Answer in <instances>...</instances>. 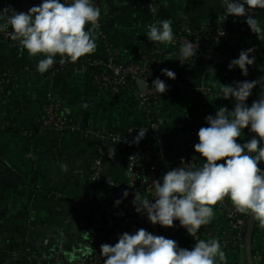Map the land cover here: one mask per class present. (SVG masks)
Here are the masks:
<instances>
[{
	"label": "crops",
	"instance_id": "0c3cea01",
	"mask_svg": "<svg viewBox=\"0 0 264 264\" xmlns=\"http://www.w3.org/2000/svg\"><path fill=\"white\" fill-rule=\"evenodd\" d=\"M40 2L0 0V9L11 5L17 12H27ZM99 2L100 28L107 32L110 45L128 60L137 49L157 48L158 43L150 42L145 35L147 25L155 20L168 18L173 21L174 31L198 34L223 15L219 0H168L167 8L163 0H153L152 6L158 8L155 15L141 7L140 0ZM256 18L264 26V10L256 12ZM229 39L240 48H264V41L251 33L243 17L230 19ZM96 43L95 53L85 57H105L99 35ZM178 55L177 44L164 45L163 63L156 70V77L169 86L162 116L171 150L186 149L194 141L199 128L206 126L205 117L220 109V100L214 99L219 85L236 78L235 69L229 70L227 62L210 67L201 59H193L181 66L176 60ZM40 58L29 56L12 41L0 37V70L10 81L8 92L0 97V264H24L23 250L28 239L42 260L58 253L68 261L73 253L81 257L75 262L84 260L93 252L92 213L96 200L102 198L110 206V244H115L123 232L148 230L141 221L121 214L123 200L114 206V201L122 198L118 192L92 178L99 136L109 129L123 133L143 127V115L133 103L108 91L93 87L86 92L84 77L78 72L40 74L36 69ZM162 68L173 70L176 79L162 75ZM259 92L257 86L249 104ZM49 101L59 106L66 119L63 130L42 124L43 108ZM241 139H247V134L242 132ZM129 142L114 143L117 152L130 154L134 143ZM260 167L264 168V163ZM107 172L122 184L128 181L126 165L120 157L108 164ZM206 226L214 231L226 228L225 211L215 207V218ZM168 238L177 240L182 248L194 245L182 227L171 229ZM220 241L229 264H245L244 254L234 242ZM254 249L256 264H264V229L254 239Z\"/></svg>",
	"mask_w": 264,
	"mask_h": 264
},
{
	"label": "clouds",
	"instance_id": "9594fccd",
	"mask_svg": "<svg viewBox=\"0 0 264 264\" xmlns=\"http://www.w3.org/2000/svg\"><path fill=\"white\" fill-rule=\"evenodd\" d=\"M163 6L168 7V0H163ZM219 6L227 18L243 17L251 33L264 41V26L256 18V12L264 10V0H219ZM148 8L153 15L157 14L158 8L151 3ZM100 18L101 11L93 0H41L27 12H17L11 5L0 9V33L11 31V38L19 42L21 51L31 57H42L36 69L44 74L57 63V57L61 65L75 64L81 57L95 53ZM172 24L168 18L155 20L147 25L145 35L150 42L174 45ZM224 35L225 32L220 36ZM198 48V41L186 39L176 60L183 66L195 58ZM255 51L252 47L240 50L238 58L231 59L227 68H238L247 77L249 66L256 61ZM161 73L176 79L173 70L162 68ZM151 86L158 95L169 88L159 77ZM257 86L260 87L257 99L249 104ZM214 99L228 100L233 107L221 106L215 114L205 117L206 126L199 128L198 142L193 145L198 155L192 161L197 163L185 167L186 161L181 158L179 166L167 170L162 179L153 180L154 199L136 193L132 201L135 212L153 226L182 227L195 240L194 245L182 248L177 240L139 228L119 234L115 244H101L99 254L103 264H229L219 239L199 238L202 226L213 221L216 205L223 206L225 198L231 201L235 212L250 216L264 229V168L260 167L264 163V75L252 81L221 83ZM83 107L87 108V104ZM147 131V127H140L129 143L138 145ZM242 132L247 139H241ZM107 152L109 158H114L116 148H108ZM133 158L137 156L129 160ZM61 167L67 170L66 165ZM128 195L125 191L123 198ZM123 198L115 200L114 206L118 207ZM80 258L71 254L69 264Z\"/></svg>",
	"mask_w": 264,
	"mask_h": 264
},
{
	"label": "built area",
	"instance_id": "2783aa9c",
	"mask_svg": "<svg viewBox=\"0 0 264 264\" xmlns=\"http://www.w3.org/2000/svg\"><path fill=\"white\" fill-rule=\"evenodd\" d=\"M100 0H93V3L96 7L100 8ZM146 0H140V6L144 7ZM146 4V3H145ZM101 20V18H100ZM229 25L230 21L227 18V14H223L222 18L218 21L209 22L205 28L198 34H186L177 32L175 44L180 48L181 44L188 39L189 41H198L199 48L194 59H201L207 66L215 67L225 62L229 63L231 59L238 58L239 52L242 49L235 47L229 48L226 46L225 42L229 37ZM224 36H220L224 34ZM5 39L12 41L15 46L20 47L19 42L11 38V31L7 34L0 33ZM98 35L102 42L104 48L105 57L100 59H87V62L91 65L105 66L108 70L107 73L100 76L95 75L94 79L97 84L100 86V89L107 90L111 94L118 96L119 98H124L129 102L133 103L143 115H148L150 117V123L144 124L143 127H147V135L153 134L156 141L159 143L158 150L159 155H155L151 150H141L135 149L130 154H119L116 150L114 158L124 159L126 165V171L128 176V181L126 184H122L113 178L108 172V164L114 159L108 157V148H115L116 142L130 140L133 136H136L139 128H129L123 133L113 132L110 129L107 132L102 133L100 137V144L97 147V156L94 163V170L92 172V178L98 184L111 187L123 198V193L127 191L129 195L126 198H123V204L120 205L119 210L122 215L129 218L136 219L141 221L149 232H152L155 235H160V231L163 227L159 225L153 226L150 222L147 221L146 217L137 214L134 210L132 201L135 197V194L141 196L142 198H147L152 200L155 198V186L153 180L162 179L163 175L167 170L177 167L180 165L181 158H184L186 161L183 166L187 167L196 161H192L195 155L193 145L198 142V137L194 139L192 144H188L186 149H170V144H162L161 135L159 134V129L164 124L162 116V107L164 102V94L159 95V100L153 102L152 99L158 94L155 93L151 83V73L152 71L146 65H139L131 63L128 66H123L118 63V60L122 59L123 54L113 48L108 40V35L105 30L100 28ZM195 47V43H194ZM21 48V47H20ZM164 51V45L158 44L157 48L153 51L155 54L162 56ZM142 53V51H139ZM256 56L255 64L249 66L251 69H261L264 70V52L256 50L253 53ZM155 62V68L158 69L162 66V58L157 57ZM193 60V59H192ZM67 64L61 65L59 61L53 65L49 70L50 74L57 73L66 69ZM239 69L236 68L237 72ZM132 78V79H130ZM142 79L146 83V91L143 92L140 90L137 84V80ZM9 83L8 76L5 72L0 70V93L5 92V86ZM159 104V115L160 119L155 120L152 114V107ZM42 124L45 127L54 128L56 130H63L66 126V119L62 115L61 110L55 102L49 101L45 104L43 108V117ZM152 127V128H151ZM133 129L131 133L128 131ZM113 143V144H111ZM174 151V152H173ZM178 153L181 155L177 156ZM137 156L132 160H129L131 156ZM171 156L175 158L172 165L168 168L163 169V162L166 156ZM130 165H133L130 167ZM149 179H145V178ZM135 183V184H134ZM96 209L92 213V228L93 233L90 239V243L93 248V252L86 257L84 260L75 262V264H103V260L99 254L100 245L103 243H109V228H108V217H109V203L102 199H98L95 202ZM217 209L225 211L227 219V227L220 230L214 231L209 229L207 226H202L199 238L209 237V238H219L222 241L234 242L237 248L241 249L243 247L244 235H245V224L246 220L241 218V214L233 210L232 204H229L228 201L224 200L223 206L220 204L216 205ZM178 224V222H175ZM184 229V228H183ZM261 230V228H260ZM259 230V231H260ZM186 232V230L184 229ZM191 243H195V240L186 232ZM23 261L24 264H69V261L64 258L60 253L56 254L50 259H41L36 254V249L33 243L28 239L26 248L23 250Z\"/></svg>",
	"mask_w": 264,
	"mask_h": 264
},
{
	"label": "trees",
	"instance_id": "16d2710c",
	"mask_svg": "<svg viewBox=\"0 0 264 264\" xmlns=\"http://www.w3.org/2000/svg\"><path fill=\"white\" fill-rule=\"evenodd\" d=\"M145 3H144V8H148L150 3L152 5L153 0H146ZM231 18H233V17L232 16L228 17L229 21H230ZM174 33L177 34L176 31H174ZM0 37H1V35H0ZM225 44L229 48L235 49V47H236V45L233 44L232 40H230L229 37L226 40ZM18 48H20V47H18ZM139 51H142V53H140ZM260 51L264 52V48H261ZM157 57H161L162 61H163V54H162V56H160V55L155 54L153 51H146V50H143V48L142 49L140 48V49H137L135 51L133 58L128 60V59L124 58V56H123L122 59L118 60V63L122 64L123 66H128L131 63L139 64V65H146L152 71L151 80H154V79L157 78L156 77V69H154L155 68V62H156L155 59ZM88 58L89 57H85L84 56V57H81L80 60L77 63H75V64L68 63L66 69L63 70V71L71 70V71H75V72L80 73L84 77V80H85L86 92H88L93 87H95V88L97 87V89H100V86L95 81L94 76L95 75L100 76V75L105 74V73L108 72V70L106 69L105 66H97V65L89 64L87 62ZM57 61H59V60H57ZM59 72H62V71H59ZM262 73H264V70L251 69L249 67V75L247 77H245V76H243L241 74L240 70H238L236 72V78H235L234 81H243V80L252 81V80H256L258 78V76L260 74H262ZM8 79H9V76H8ZM130 79H132V78H130ZM9 84H10V81L5 86V92L3 94L0 93V97L4 96L8 92ZM254 89H253V91H254ZM105 91H107V90H105ZM114 96H116V95H114ZM158 100H159V95L152 99L153 102H157ZM219 100L221 102L220 107L221 106H225V107H227L229 109L232 108V103L230 101L223 100V99H219ZM158 108H159V104H157V105L152 107V114H153L155 120H159L161 118L160 115H159ZM143 119H144V123L145 124H149L150 123V117L148 115H144L143 114ZM159 134L161 135L162 144L167 145L168 144V139H167V136L165 134V129H164V124L163 123H162V125H161V127L159 129ZM133 137L130 140H127V141H132ZM111 144H113V143H111ZM157 144H159V143L156 141L155 136L153 134H149V135L146 134V137L144 139H142L138 145L134 144V150L138 149V148L141 149V150H148L149 149L155 155H159V150H158V145ZM114 147H116V146L114 145ZM179 155H181V153L177 154V156H179ZM174 160H175V158H173V157H171L169 155L166 156V158L164 159V162H163V169L168 168V166L172 165ZM226 200L228 201L229 204H231L230 200H228L227 198H226ZM241 218H243L247 222L248 216L241 214ZM245 228H246V224H245ZM171 229H173V228H164L163 227L161 229V231H160V235H163L166 238H168V234H169V231ZM259 230H260L259 224H258V222H256L254 239L256 238ZM203 238L206 239V238H209V237H203ZM240 250L243 252L242 248ZM254 254H255V249H254ZM101 259L103 260V258H101Z\"/></svg>",
	"mask_w": 264,
	"mask_h": 264
},
{
	"label": "water",
	"instance_id": "95a60500",
	"mask_svg": "<svg viewBox=\"0 0 264 264\" xmlns=\"http://www.w3.org/2000/svg\"><path fill=\"white\" fill-rule=\"evenodd\" d=\"M138 87L141 91H146V83L142 79L137 80ZM255 226L256 221H253L250 216L247 218L246 231L243 241V254L245 264H256L255 254H254V236H255Z\"/></svg>",
	"mask_w": 264,
	"mask_h": 264
}]
</instances>
